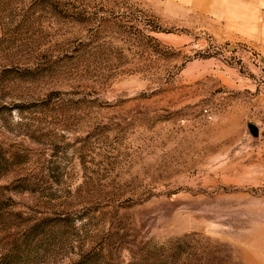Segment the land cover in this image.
Masks as SVG:
<instances>
[{"label":"rangeland","instance_id":"rangeland-1","mask_svg":"<svg viewBox=\"0 0 264 264\" xmlns=\"http://www.w3.org/2000/svg\"><path fill=\"white\" fill-rule=\"evenodd\" d=\"M0 264H264L262 62L139 0H0Z\"/></svg>","mask_w":264,"mask_h":264},{"label":"crops","instance_id":"crops-1","mask_svg":"<svg viewBox=\"0 0 264 264\" xmlns=\"http://www.w3.org/2000/svg\"><path fill=\"white\" fill-rule=\"evenodd\" d=\"M170 26L196 29L264 65V0H139Z\"/></svg>","mask_w":264,"mask_h":264},{"label":"water","instance_id":"water-1","mask_svg":"<svg viewBox=\"0 0 264 264\" xmlns=\"http://www.w3.org/2000/svg\"><path fill=\"white\" fill-rule=\"evenodd\" d=\"M249 131L253 136L257 135V129L253 125H248Z\"/></svg>","mask_w":264,"mask_h":264},{"label":"built area","instance_id":"built-area-1","mask_svg":"<svg viewBox=\"0 0 264 264\" xmlns=\"http://www.w3.org/2000/svg\"><path fill=\"white\" fill-rule=\"evenodd\" d=\"M257 61H259V59L256 58Z\"/></svg>","mask_w":264,"mask_h":264}]
</instances>
